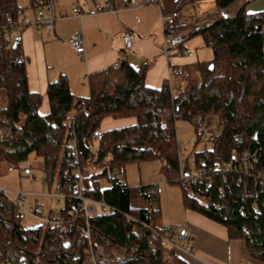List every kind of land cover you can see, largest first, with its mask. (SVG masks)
<instances>
[{"label": "trees", "instance_id": "16d2710c", "mask_svg": "<svg viewBox=\"0 0 264 264\" xmlns=\"http://www.w3.org/2000/svg\"><path fill=\"white\" fill-rule=\"evenodd\" d=\"M185 1L164 0L163 11ZM252 1L213 0L207 23L193 21L187 35H201L212 57L196 61L193 75L184 72L177 92L167 80L160 87L147 86V64L134 67L120 58L88 75L86 97L74 98L63 74L49 82L46 114L38 112L42 95L28 88L20 40L6 47L0 39V100L5 105L0 125L12 129L10 138L0 140V164L13 168L32 154L40 158L50 189L59 177L66 196L58 212L65 214L76 213L70 194L79 179L75 174L67 182L62 174L78 172L86 194L109 207L89 218L92 247L102 264H186L150 230L162 226L158 184L128 186L117 176L127 164L150 160L161 162L166 182L179 188L184 208L223 225L230 239L243 240L249 255L264 264V182L244 175L238 181L230 171L252 151L257 152L252 171L264 170V10L248 12ZM29 5L38 7L40 2L29 0ZM22 10L16 0H0V24L8 16L17 19ZM179 31L177 24L173 36ZM80 99L87 100L85 108L77 106ZM67 111L72 122L65 117ZM211 116L220 131L208 138L205 153L193 151L196 161L203 159L206 177L182 182L177 178L182 153L176 122L193 126V150L202 138V123ZM105 117H134L135 122L101 130ZM96 129L101 130L99 139L93 136ZM100 178L107 179V188H100ZM28 226L10 202L0 199V262L83 264L87 244L72 226Z\"/></svg>", "mask_w": 264, "mask_h": 264}, {"label": "crops", "instance_id": "0c3cea01", "mask_svg": "<svg viewBox=\"0 0 264 264\" xmlns=\"http://www.w3.org/2000/svg\"><path fill=\"white\" fill-rule=\"evenodd\" d=\"M105 2L109 3L108 7H105ZM252 2L246 6L248 12L264 10V7H256ZM74 7L78 8L79 15L72 11ZM30 8L31 13L23 9L17 17L19 29L16 36L20 40L23 54L27 57L28 88L42 95L38 108L40 114L49 111L46 96L48 83L58 79L61 74L66 76L74 98L86 97L88 75L108 65H115L120 58H125L134 67L147 64L144 77L147 86L160 87L167 80L175 88L182 83L184 72L188 69L194 72L193 64L196 61L211 58L202 53L201 45L205 44L202 36L197 34L196 38L194 36L188 39V43L195 39L198 44L194 52L185 45L186 39L190 37L187 35L189 26L197 23L198 20L194 21L196 18H188L186 24L181 23L180 19V31L166 40L160 22V10L155 5L144 4L143 0H129L128 6L122 0H54L51 31L33 23L37 18V7ZM126 30L135 36L129 50H124L122 46V35ZM75 33L82 35L84 58H80L68 42V38ZM184 50H187V54L183 53ZM174 68H180L182 74L170 75ZM134 122V117H105L100 129L119 128ZM127 165H135L129 183L125 180L128 186L157 183L161 196L163 189L170 192L175 187L166 182L159 160ZM125 173L124 170V178H127ZM50 190L49 188L48 192ZM160 207L162 225L177 228L187 226L192 232L190 243L194 247L193 253L182 248L173 250L186 264H259L247 252L244 241L230 239L223 225L184 208L180 190L178 196H167L165 204L161 198Z\"/></svg>", "mask_w": 264, "mask_h": 264}, {"label": "built area", "instance_id": "2783aa9c", "mask_svg": "<svg viewBox=\"0 0 264 264\" xmlns=\"http://www.w3.org/2000/svg\"><path fill=\"white\" fill-rule=\"evenodd\" d=\"M40 5L37 7V18L33 21V23L42 27L48 31L52 30V22L54 17L52 16V6L54 0H48L45 3H42L39 0ZM122 3L125 6H128L129 0H122ZM144 4L155 5L160 10V22L163 30L164 38L167 40L172 38L173 36V27L178 24L179 18L181 17V8L183 4L177 8H174L171 11L164 12L163 7L165 5L164 0H143ZM105 7H108L109 3L105 2ZM72 11L77 15L80 14L77 7L72 8ZM45 13H50V16H46ZM19 29V24L16 19L8 16L5 22L0 24V39L3 40L4 45L6 47H10L15 39L16 34ZM135 40V36L131 31H124L122 35V46L124 50H129L132 48ZM69 44L74 48L77 55L80 58H84V44L83 38L80 33H75L68 38ZM184 54H187V50H184ZM182 74V70L180 68H174L170 71V75H179ZM87 105L86 99H80L77 102V106L80 108H85ZM5 105L3 102H0V115ZM68 122H72V112L67 111L65 115ZM200 120L199 117L195 119V122ZM202 137L207 141L204 143L202 148L193 149L189 152L182 146H180V152L182 153L180 159V170L178 174V179L182 182L193 183L202 181L205 176V168L203 166V159H199L196 161L194 158L193 151H202L205 153L209 148V131L204 130ZM12 136V129L9 125L1 126L0 125V140L7 139ZM93 136L97 139L101 136V130L96 129L93 131ZM187 142H190L189 140ZM256 151L247 152L242 156V160L236 162L230 171L236 174V180L240 181V175L248 176L254 183H263L264 182V170H259L256 172L252 171L253 164L256 160ZM26 177L31 179H36L34 174H29L28 170L26 171ZM76 174L79 179L78 183L75 184L72 188V193L70 197L74 199L76 205V213L72 211H68V213H59V212H50V210L44 215L42 213L40 207V197L47 195L55 198H64L66 193L60 191L58 179L54 181L51 190L44 194L38 193L34 191H10L6 187L0 185V199L5 198L8 202H10L14 209L16 210L18 216L23 221L25 217H31L35 220L34 223H41L42 225L51 226L54 228H63L64 225L72 226V230L74 234L78 238H82L86 241L87 247L84 249V262L83 264H102L98 261L96 254L92 247V236L91 229L89 225V218L92 215L105 212L109 209V207L103 203L96 201L90 198L87 193V187L81 181V176L78 172L70 173L67 170H64L62 176L63 179L67 182H70L72 177ZM22 176V175H21ZM45 178L41 179V184L45 183ZM14 194V196L11 195ZM27 196H33L34 202L27 203ZM153 233L154 239H157L159 244L163 247L172 248L173 250L177 248H182L186 252L193 253L194 247L190 243L192 239L191 230L185 227H174L172 225H162L159 230H153L150 228ZM64 242H68L70 244L69 239H65ZM0 264H18L12 263L10 261H1Z\"/></svg>", "mask_w": 264, "mask_h": 264}, {"label": "rangeland", "instance_id": "374dc122", "mask_svg": "<svg viewBox=\"0 0 264 264\" xmlns=\"http://www.w3.org/2000/svg\"><path fill=\"white\" fill-rule=\"evenodd\" d=\"M16 1L22 9L28 10V12L31 13L29 0H16ZM252 4H254L256 7H264V1H253ZM214 9H215V5L213 0H186L183 3V7L181 8V17L179 18V20L181 19L180 22L186 24L188 18H196V19L198 18L197 19L198 21L195 25H204L209 20L207 15L213 12ZM263 32H264V27H263ZM196 35H192L188 37L185 41L186 47L191 52L195 51V48L197 47L198 44L195 43V39H193V41L191 40V43H188V39H191L194 36H195L194 38H196ZM201 48L203 55L207 54V57H212L211 47L202 43ZM189 70L190 69H188L187 72H189L190 75H193L194 72ZM178 88L180 87L176 86L173 89L174 93L178 91ZM202 128L204 130L209 131V136L213 134H217L220 131V126L216 118L212 116L204 120V122L202 123ZM176 135L179 145L184 147L186 150L192 149L195 140V130L191 124L182 120H178L176 122ZM188 140L190 142H187ZM206 141L207 140L202 137L201 140L198 142V144L195 146V149L202 148ZM133 168H135V165H127L122 169V171L117 173V176L122 181L125 182L126 180L129 183L132 170L134 171ZM27 170L29 174H34L36 176V179H31L26 177L25 175L27 174L26 173ZM124 170L126 172L125 174L127 178H124L123 175ZM43 177L44 174L42 170L41 159L35 157L33 154L30 155L26 161L20 163L18 166L13 168H4L2 164H0V185L6 187L8 190L12 192L23 190V191H34L38 193L42 192L46 194L49 190V186L47 184H41V179ZM99 185L101 189L107 188L109 186L106 178H100ZM174 186H175L173 187L174 189H171L170 192H167L165 191V189H163L162 196L159 189L160 200L162 198L164 204L166 203L167 196H169L170 198H172L173 196H178L179 188L176 185ZM11 195L14 196L13 193H11ZM26 202L33 203L34 197L27 196ZM40 202H41L40 207L44 215L49 211V209H51L52 212H58L61 208L64 207V201L62 199L56 200L47 195L41 196ZM34 222L35 220L31 217H25L24 220L22 221L25 227L34 224ZM107 263L111 264L112 262H107Z\"/></svg>", "mask_w": 264, "mask_h": 264}, {"label": "water", "instance_id": "95a60500", "mask_svg": "<svg viewBox=\"0 0 264 264\" xmlns=\"http://www.w3.org/2000/svg\"><path fill=\"white\" fill-rule=\"evenodd\" d=\"M19 40V38H16V40L14 41V43H13V46H15L16 45V42ZM209 69H211V66H209ZM41 226V223H34V224H32V225H30V226H28L27 228L28 229H35V228H37V227H40ZM68 242H64V246H68Z\"/></svg>", "mask_w": 264, "mask_h": 264}]
</instances>
